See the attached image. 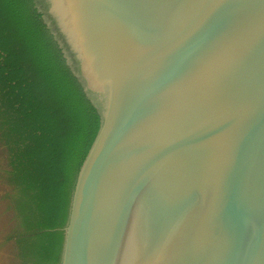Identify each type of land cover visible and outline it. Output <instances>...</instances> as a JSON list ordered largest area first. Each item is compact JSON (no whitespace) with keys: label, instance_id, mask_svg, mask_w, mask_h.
Listing matches in <instances>:
<instances>
[{"label":"water","instance_id":"1","mask_svg":"<svg viewBox=\"0 0 264 264\" xmlns=\"http://www.w3.org/2000/svg\"><path fill=\"white\" fill-rule=\"evenodd\" d=\"M100 126L58 264H264V0H32Z\"/></svg>","mask_w":264,"mask_h":264},{"label":"trees","instance_id":"2","mask_svg":"<svg viewBox=\"0 0 264 264\" xmlns=\"http://www.w3.org/2000/svg\"><path fill=\"white\" fill-rule=\"evenodd\" d=\"M99 126L32 0H0V138L24 264L59 263L56 230Z\"/></svg>","mask_w":264,"mask_h":264},{"label":"rangeland","instance_id":"3","mask_svg":"<svg viewBox=\"0 0 264 264\" xmlns=\"http://www.w3.org/2000/svg\"><path fill=\"white\" fill-rule=\"evenodd\" d=\"M7 168V150L0 138V264H24L21 247L15 240L19 233L15 228V213L9 210L12 206L6 197L13 194V187L4 174Z\"/></svg>","mask_w":264,"mask_h":264}]
</instances>
